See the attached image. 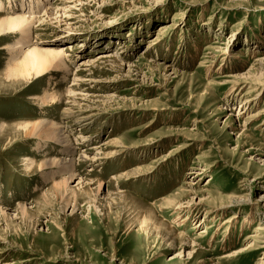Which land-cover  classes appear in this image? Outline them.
Returning a JSON list of instances; mask_svg holds the SVG:
<instances>
[{"label": "rangeland", "instance_id": "374dc122", "mask_svg": "<svg viewBox=\"0 0 264 264\" xmlns=\"http://www.w3.org/2000/svg\"><path fill=\"white\" fill-rule=\"evenodd\" d=\"M46 1L47 7L41 2L29 10L36 0H0V17L16 16L22 3L25 13L46 20L32 25L35 31L20 49L60 50L78 42L83 48L69 52L66 72L16 84L4 73L8 46L20 34L0 36V123L13 131L14 123L49 121L80 144L69 156L64 145L36 137L17 138L2 149L3 138L0 209L16 215L19 204L34 207L30 202L40 192L68 177L55 166L26 174L20 164L26 158L35 165L73 157L77 178L68 189L84 179L101 183L99 198L127 195L104 199L96 210L79 195L73 214L63 208L68 203L41 211L36 206L32 213H41L32 218L34 226L1 218L0 250L12 251L0 255V264H264V227L256 232L264 226V91L256 95L250 84L260 81L252 76L238 95L231 93L234 83H226L227 76L259 71L257 62L264 63V0H82L66 4L72 17L67 23L44 18L57 8V0ZM102 55L123 65L80 67ZM165 67L176 74L166 78ZM67 89L79 103L67 116L65 100H42ZM76 94L99 99L85 102ZM87 105L99 115L81 119ZM114 139L125 146L118 157L95 165L79 158ZM138 169L144 171L120 178ZM196 172L202 174L197 187L181 200ZM167 198L172 202L164 203ZM177 199L183 206L201 202V210L179 214ZM213 206L223 209L207 216ZM190 248L196 254L187 257Z\"/></svg>", "mask_w": 264, "mask_h": 264}, {"label": "bare ground", "instance_id": "6f19581e", "mask_svg": "<svg viewBox=\"0 0 264 264\" xmlns=\"http://www.w3.org/2000/svg\"><path fill=\"white\" fill-rule=\"evenodd\" d=\"M41 2H42L43 6L45 5L47 7L48 5H50V4H47L46 0H42V1L41 0H36V2H35L36 4H34L32 2V5L29 6V10H32V9H35V8L37 9ZM81 2H82V0H57L55 5H57V8L61 6L60 9L56 8V9H54V11L52 9H50V12L49 11L45 12L44 16L46 15V17H44V18H46V19L50 18V20L51 19L57 20V19L61 18V19H63L64 23H67L70 19L72 20V17H71V14H70L71 11L68 9L66 4L81 3ZM20 7L21 8L16 9V12H17L16 16L12 17L11 15H5V16H1L0 17V36L4 35L6 33H10V34L11 33H13V34L14 33H18V34H20L18 36L19 38L17 37V39L14 42L10 43L9 46H8L9 49H10L9 52L11 53V57H9L8 61H10V62H9L8 67H7V70L4 73L5 74V78L8 79L11 82H16V84H18L20 82H24L25 80L29 79L31 76L32 77L34 76V78H36L37 76L40 77V76L44 75L45 73H47L48 71L62 70L63 72H66L68 70V68H69V65L67 64L68 57L70 56L69 52L73 48L77 49V50L83 48L82 45H84V44L82 42H78L73 47L71 45H69L68 47H66V49L64 48V49H60V50H55V49L51 50V49H46V48L42 49V48H38L36 46L34 48H32V49L28 48L26 51L21 50L20 49V48H22L20 46L21 41L23 39L27 38L28 36L30 37V34L34 33V31H35V29L32 27V25L35 24V23H39V22L41 23V21H42V23L40 25H38V27H41V25H43V23H44V25L47 24V23H45L46 20L43 21L42 18H38L37 19V17H33L31 15L33 13H31V12L30 13H25V11H24L25 6L23 7L22 3L20 5ZM26 14H28V15H26ZM179 15L180 14H175L173 17L174 18H176V17L178 18ZM160 32H161V30L158 31V33H160ZM156 40H158V37L153 39V42L156 41ZM153 42H150V43H153ZM53 45H55V44L54 43L50 44V46H53ZM256 46L258 47V45H256ZM100 64H109V65H117V66L119 65V63L115 62V58L112 57L111 55H102L101 57H98L94 61H90V60L84 61L81 64L80 67L93 68L94 66L100 65ZM257 64L259 66V71L258 70H250L249 72H247L245 74L229 75V76L226 77V78L230 79L226 83H228L230 81H231L232 84L234 83L233 87L230 89L231 93H233L234 95L240 94L245 89L246 85L249 83L248 81H246L247 78H251V76L254 77L255 81H260V83H258V84H256V83H251L250 84L249 83L252 86L254 85L253 87L256 88V89H254V91L257 92L256 95H258V94H260V93H262L264 91L263 90L264 89V74H262V67H263L264 63L262 61H258ZM121 66H118V67H121ZM127 68H129V65H128ZM168 69H169V67H165L163 69V74H164V76H166V78H169V77H171V75H175L176 74V73H174L172 71L171 74L168 75L169 71H171V70H168ZM252 74H254V76ZM74 78L78 79L77 76H74ZM8 80H6V81H8ZM249 80H250V82L253 81L252 78L249 79ZM74 81H77V80H74ZM241 86H243V87H241ZM248 89H253V88L249 87ZM70 93H71V91L67 89V92L65 94H68V95H65V94L63 95L62 94V95L54 96V94H53V96H51L52 94L51 95L46 94L42 100H45L46 102H51L52 100H55V99H58V102H59V100H65L63 103H65V105L68 106V108L65 109V115L67 116V115H69V113H71V109L73 108V106L79 105L78 101L77 102L73 101L74 97L71 96ZM73 95L75 96V94H73ZM59 96L60 97L62 96V99L61 98L59 99ZM76 96H81L78 99L82 100V101H85V102H86L87 99L88 100H92V101L99 99L97 97L94 98V97H91V96L89 98H87L86 95H80V94H76ZM70 99H72V101H70ZM244 100H245V102H244L245 104H249V101H250L249 98H245ZM83 108L84 109H82V111L84 110L85 117H83L81 119L86 120V119L92 118L95 115H97V116L99 115L97 113L99 111L97 110L96 107L94 109V108H92V107L87 105L86 107H83ZM257 116L258 115L252 116L251 119H248L246 121H251V120H253V118H255V117L257 118ZM78 121H80V119L76 120L75 123H77ZM89 122H90V120H89ZM7 126H5L4 124L0 123V141L3 138H6L5 143L2 145V149H4L7 146H9L12 143V141L17 140V138H20V137H22V138L36 137V138H39L41 140H43V139L44 140H50V141H54L56 143L64 145L63 149H64L65 153L69 154V156H70L71 153H72L71 149L72 150L75 149L74 147L75 146H79V144H80V143H78V144L77 143H75V144L72 143L71 139H70L69 131L65 132V130H64L65 128H61L56 123H51L49 121H40V122H33V123H30V122L14 123V124H11L12 127L11 126L10 127L11 128L16 127L18 129L16 130V128H15V130H14V128H13V131L12 130H8V128L6 129ZM79 126H81V124ZM82 129H83V127H82ZM70 131L73 132L74 130L71 128ZM85 142H86V140H85ZM106 142H105V144L102 143L103 145L100 148H98V147L97 148H92L91 150H89L90 148L88 150L86 149V151L93 152V150H94L95 152L96 151H98V152H96L94 154H90V155H87V153L85 152L86 155H84V154H83V156L80 155L79 158L80 159L82 158V160H84L85 163H88V164L90 163V164H94L95 165V164H98L101 161H104L105 159L117 156L118 154H120V150L125 148V146L122 144V142L119 139H114V140H111V141H109L107 143ZM105 148L106 149L112 148V150H111L110 153H103L104 151L102 152V150L105 149ZM72 158H69L68 160H66L64 158L66 161H64V160H57L56 161V160H51V159L50 160H43V161H41V162H39L38 164H35V165H33L32 162L30 160H28L27 158L26 159H22L20 161V164L23 167L22 169H23V171L26 174H33V173H31V171L32 172L33 171L34 172L41 171L42 169L55 166V167L59 168V170L63 171V173H65V175H68L67 178H63V179H61L58 182L56 181L57 183L54 182V184H51V186L46 191L40 192L38 197L34 201L30 202L32 205H34V207H36V206L38 207L37 210L41 211L42 209H40V208L51 206L53 203H56V202H62L63 204L64 203H68L69 204V205L65 204L63 206V208L64 209H68V207H71L72 208L71 214H73V212L77 208L76 207V203H73V202L76 199V197L79 196V195H84L87 198H89V202H90L89 205L91 204V205H93V207L95 206V210H96V205L99 206L100 204H102L104 202V199L108 200V198L111 197V196L115 197V198H118V199H121L122 197H125L127 195V194H111L110 196H106L105 195V196H103V198H99L100 195L102 194V192H101V183L97 182V181L96 182H87L89 180H84V179H80L78 184H77V186L71 187V188L68 189L67 188V182H70L71 180L73 181L74 179L77 178L76 173L73 171L74 170L73 169L74 168L73 167V165H74L73 161L74 160ZM91 169L88 172H86V173L92 172ZM143 171L144 170H139L138 169L137 172H133L132 171L133 173H131V174H122L120 176V178H127V177H130V176H132L134 174H137V173H140V172H143ZM192 175H194V177L186 184L187 185L186 187L188 189H187V191H183L182 192L183 195H180V199L184 198V197H187L188 195H191V193L195 190V188L198 185L196 183L197 182L196 179L199 178V175H202V174L196 172V173H194ZM48 177H49V174H46V175L43 176V179H49ZM180 199H177V203L175 204V205H178V206H176L177 209H175V210H177L179 214L181 212L185 211V210H186V214H188V215L190 213H192L193 211L201 210L200 209L201 205H202L201 202L195 203V202H193L194 200H192V201H189L187 203L188 204L187 206H183L179 202ZM171 200H173V198H171V199L167 198L166 200H164V203H169ZM207 203H209V201H207ZM34 207L29 206V204L28 205L19 204V205H17V207L14 210H12V213H14L16 215H9V214H11V212L9 213L6 210H1L0 209V219L2 218V219H5V220H8V224L11 223V222H14V220H20L21 223H24V224L26 223V224H29L31 226H34V223L32 222V218L34 217L35 214H40L41 213L39 211L38 212L36 211L35 213H32V210H33ZM222 209H223V207H215V206H213V207H210L205 213H206L207 216L208 215L211 216L213 213H217L218 214L219 212H221ZM45 213H47V212H45ZM221 217H222V215H221ZM143 220L140 222V225L142 227H143ZM193 221L195 222V224H194L195 228H199L202 225L196 218H194ZM36 223H37V221H36ZM44 225L45 224H37V226H39L41 228ZM263 227L264 226L260 225L256 229V232L263 231ZM166 231L170 232L172 234V236L176 237V235H175L176 233H172L169 229H166ZM203 232H205V231H203ZM54 235H55V233H54ZM178 237H180V239H183L182 236L178 235ZM186 244H183L182 247H186L187 246ZM250 247H251V245H250ZM251 249H249V250H251ZM9 250H10L9 248L0 250V255H2L3 253L7 254V251L8 252L12 251V249L10 251ZM192 253L196 254V250L194 252L193 248H190V251L186 254V256L189 257ZM203 262L204 261H201L200 263H203ZM206 263L207 264H212V261L209 260ZM206 263H204V264H206Z\"/></svg>", "mask_w": 264, "mask_h": 264}]
</instances>
